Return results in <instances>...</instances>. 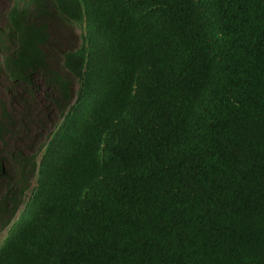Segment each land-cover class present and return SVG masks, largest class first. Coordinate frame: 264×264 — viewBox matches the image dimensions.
I'll list each match as a JSON object with an SVG mask.
<instances>
[{
    "label": "trees",
    "instance_id": "obj_1",
    "mask_svg": "<svg viewBox=\"0 0 264 264\" xmlns=\"http://www.w3.org/2000/svg\"><path fill=\"white\" fill-rule=\"evenodd\" d=\"M68 6L0 26V264H264V0Z\"/></svg>",
    "mask_w": 264,
    "mask_h": 264
},
{
    "label": "rangeland",
    "instance_id": "obj_2",
    "mask_svg": "<svg viewBox=\"0 0 264 264\" xmlns=\"http://www.w3.org/2000/svg\"><path fill=\"white\" fill-rule=\"evenodd\" d=\"M12 2H13V0H0V26H2V27L4 26V19H5L4 18V15H5V11L7 10L8 7H10L12 5ZM0 61H1V58H0ZM41 81H42L41 79H37L36 80L37 87L34 88L35 92L37 91L36 94H35L36 95L35 102L40 103V105H38V107L35 108L32 111L35 114V116H38V114H40L39 113V108H41L43 106V104L44 105L45 104L47 105L49 103V101L46 100V98H45L44 90H43V85L41 84ZM10 86H11L10 81L7 80L4 75H2V78H0V98L3 101L7 102V103L8 102L11 103V95H13V93H10V91H9ZM16 90H18V89H16ZM51 109H52V112H53V116L56 115L57 114V111L55 110V108L54 107H51ZM10 110L12 111L13 114L14 113L17 114L18 111H19V108H17L16 105H13ZM41 110H44V112H45V109L42 108ZM59 120H60V116L57 115L55 117V119H54V122H58ZM44 122H45V120H42V118H39L38 121H37V123H32L30 125L31 136L29 138H25L26 141H29L31 138H33L34 136H36L37 133L43 132V130L45 128L47 129V127H48V130H47L48 132L51 131V130L52 131L54 130V127L52 126V124L49 125V123H44ZM26 134H29V133H25V134H22V135H19V136H24ZM43 141H45V138H42V140L39 141V144L42 143ZM19 143L20 142L17 141V142H15V144L13 146L15 148L22 147L23 145H18ZM13 191H14V188H12V192ZM12 192H8V194H7L8 195V198L17 196V193H16V195H12ZM2 194H3V191H2ZM15 218H16V216H14L12 219H15ZM6 230H7V228L4 229V228H1L0 227V244L2 242L3 237L6 234Z\"/></svg>",
    "mask_w": 264,
    "mask_h": 264
},
{
    "label": "clouds",
    "instance_id": "obj_3",
    "mask_svg": "<svg viewBox=\"0 0 264 264\" xmlns=\"http://www.w3.org/2000/svg\"><path fill=\"white\" fill-rule=\"evenodd\" d=\"M47 1V3L49 4V6H50V9L52 10V11H57V9L58 8H69V6H68V4H69V2H70V0H46ZM27 2H25V3H22L21 5L23 6L24 4H26ZM21 6V7H22ZM30 8V14H31V16H28L27 18H28V20L29 21H31V22H34V21H36V20H38L39 19V14H36V12H35V7H33V5L32 6H30L29 7ZM65 22H70L69 20H67L66 19V21ZM71 23V30L73 31L72 32V34L73 35H75V39H76V44H78L79 42H80V35H81V33H82V29L79 27V25H75L74 23H72V22H70ZM50 29H52V28H50ZM54 29V28H53ZM49 126V125H48ZM53 126V125H52ZM54 128H55V126H53ZM47 130H48V128H47ZM46 130V131H47ZM45 134V133H44ZM43 138H44V136H43ZM34 181H35V178L32 176V178L30 179V186H29V190H27L25 193H24V196L23 197H21V199L24 201V200H27V199H29L31 196H30V188L33 186V184H34ZM13 205H14V203H12V204H10V207H9V211H8V213H7V215L9 216V217H11L10 218V222L8 223V225L6 226V227H4V229L5 228H7V230H6V234H7V231H8V228H10V226H11V224L13 223V222H15L16 220H18L19 219V216H20V213H21V211L24 209V202H22L21 204L19 203V206H18V210L16 211V213L12 216L11 215V210H12V208H13ZM14 216H16V218L15 219H12ZM6 234H5V236H6ZM5 236L3 237V239H2V242H1V244H0V248L3 246V244H4V238H5Z\"/></svg>",
    "mask_w": 264,
    "mask_h": 264
}]
</instances>
